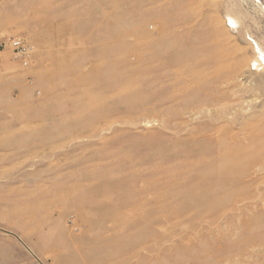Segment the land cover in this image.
<instances>
[{
	"label": "rangeland",
	"instance_id": "obj_1",
	"mask_svg": "<svg viewBox=\"0 0 264 264\" xmlns=\"http://www.w3.org/2000/svg\"><path fill=\"white\" fill-rule=\"evenodd\" d=\"M263 4L0 0V264H264Z\"/></svg>",
	"mask_w": 264,
	"mask_h": 264
},
{
	"label": "built area",
	"instance_id": "obj_2",
	"mask_svg": "<svg viewBox=\"0 0 264 264\" xmlns=\"http://www.w3.org/2000/svg\"><path fill=\"white\" fill-rule=\"evenodd\" d=\"M6 45L12 48L15 58L22 62L24 66H30L34 60V46L22 37H14L6 40Z\"/></svg>",
	"mask_w": 264,
	"mask_h": 264
},
{
	"label": "bare ground",
	"instance_id": "obj_3",
	"mask_svg": "<svg viewBox=\"0 0 264 264\" xmlns=\"http://www.w3.org/2000/svg\"><path fill=\"white\" fill-rule=\"evenodd\" d=\"M262 7L264 8V4L262 5ZM261 58L264 59V52L262 50H260L259 55H258V60L262 64L263 61L261 62Z\"/></svg>",
	"mask_w": 264,
	"mask_h": 264
}]
</instances>
